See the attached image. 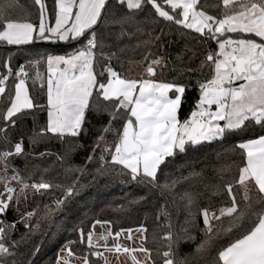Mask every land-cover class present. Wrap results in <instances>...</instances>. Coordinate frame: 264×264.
Returning a JSON list of instances; mask_svg holds the SVG:
<instances>
[{"label":"snow or ice","instance_id":"6c2138e0","mask_svg":"<svg viewBox=\"0 0 264 264\" xmlns=\"http://www.w3.org/2000/svg\"><path fill=\"white\" fill-rule=\"evenodd\" d=\"M34 4L39 6L38 24L9 18L0 8V42L16 46L63 42L69 48L62 54L37 53L26 62L32 71L25 64L14 68L11 56L0 64V98L6 95L8 100L0 110V264H35L33 259H20L18 251L21 242H27L29 234L39 228V218L32 223L37 210L21 207L30 196L60 189L55 206L45 205L47 217L62 211L79 194L75 182L62 186L42 177L26 179L13 163L21 159L27 170V158H37L33 148L46 138L59 140L67 154L85 149L87 162L98 160V175L127 177V182L143 186L148 193L172 195L173 203L178 184L203 178V169L194 167L179 177L166 172L177 155L230 142L224 152L236 157L216 169V182L180 194L184 219L178 233L173 231L171 213L160 207L156 219L159 222L163 217L164 223L159 225L163 234L161 246L155 249L157 258L145 246L143 225L113 230L111 221L93 219L87 229L82 223L73 224L71 231L78 239L67 240L59 248L55 264H112L113 259L116 264H189L187 256L178 258V252L180 243L196 241L192 230L202 234L190 254L197 261L264 264V0H219L214 5L217 14H210L201 0H53L51 10L42 0ZM159 24L169 31L174 27L181 35H195L197 44L203 46L195 67L189 66L195 53L188 61L177 56L174 62L167 54L151 52L153 45L163 49L162 38L169 34L165 28L155 34ZM113 25L120 26L121 36L130 35L124 31L128 25L147 37L135 45L145 49L142 60H129L127 69L117 52L105 51L104 31ZM136 64L143 69L141 73L134 74ZM41 66L46 72L40 71ZM10 78H14L11 90ZM30 78L34 88L39 85L37 95L45 103L30 95ZM189 91H195L196 97L181 118ZM38 111L46 112L39 130ZM28 117L33 118V129L27 144L23 133L13 140L12 133ZM93 120L99 125L95 131L90 127ZM249 129L253 135L244 136ZM89 134L93 139L86 148L78 141ZM50 155L40 152L39 158ZM65 158L56 156L61 164ZM213 197L218 199L213 202ZM143 199L146 196L128 203ZM119 209L124 210V205ZM9 212L15 214L11 221L7 220ZM18 224L25 229L19 240L13 238ZM39 250L36 246L30 256Z\"/></svg>","mask_w":264,"mask_h":264},{"label":"trees","instance_id":"16d2710c","mask_svg":"<svg viewBox=\"0 0 264 264\" xmlns=\"http://www.w3.org/2000/svg\"><path fill=\"white\" fill-rule=\"evenodd\" d=\"M43 3L47 5L49 10L53 6V0H43ZM201 3L206 4L208 7L206 10L210 14H217L219 9L214 5L219 4V0H201ZM11 5V6H9ZM16 5H19L17 7ZM0 8H3L6 15L12 19H28L30 22L38 24L39 6L34 4V0H0ZM119 15V12H118ZM148 26L146 25L145 28ZM160 28H165V32L169 34L162 38L163 49L153 45L151 52L156 55L167 54V59L174 62L177 56H180L183 61H188L189 56H193L191 61V67H195L199 63L200 54L203 51V46L198 45L195 39V35H189L185 32L183 35L178 34L174 27L171 31L164 24L155 26V34L159 35ZM124 31L130 35L121 36L120 26L113 25L104 31L103 39L106 47L105 51L117 52L120 60L124 62V68L129 67L128 61H141L142 56L145 53V49L142 47H135L141 40L147 39L145 35L135 32L134 27L124 25ZM171 41V43H169ZM161 42H157V45ZM187 48L190 49L186 51ZM68 45L61 43L53 44L51 42L36 41L31 44L25 45H7L0 42V64L3 63L5 58L11 56V64L14 68L19 67L20 64H25L26 70L32 71L27 65V61L36 58L37 53L52 52L62 54L67 51ZM123 48L124 51L120 52L119 49ZM178 63V62H177ZM113 64L119 67L118 61L113 60ZM171 67V66H170ZM3 70L0 69V72ZM41 72H46V69L41 66ZM134 74L141 73L143 69L136 64L134 66ZM166 75L171 78V73ZM13 79L10 78L7 82L9 90L13 88ZM29 93L34 97L36 102L45 103V99L42 95H37L39 91V85L33 87L31 78L27 81ZM196 97L195 91H189L187 98L182 105L180 112L181 118H183ZM8 100L5 95L4 98H0V110L7 106ZM102 120H106L107 117H101ZM46 122V112L38 111L36 113V128ZM96 120H93V131L98 127ZM33 129V118L28 117L20 127L12 133L13 140L18 139L19 135L23 133L25 135V144H27V135L31 133ZM259 132V128L256 129ZM244 136H252L253 132L249 129L248 132L243 134ZM92 135L89 134L86 137H81L78 143H83L86 148L92 143ZM238 139V138H233ZM69 143H72L69 141ZM230 142H226L224 145L219 143H213L203 148H197L196 150L189 151L186 154H179L172 160L166 172L173 176L179 177L181 175H187L191 168H195L197 171L203 169V178L194 179L178 184L174 192L175 203H173L172 195H160L158 192L148 193L143 186H137L135 184L127 182V177L111 175H98L96 169L99 166L98 160L94 163L86 161V150L77 149L70 154L65 153L62 148L61 142L56 139H45L43 142L35 145L33 152L36 157H28V168L24 169V161L16 159L13 163L21 169V174L26 179L31 177L32 180H39L41 177L53 183L62 186H70L74 182L80 189L79 194L75 195L70 202H68L65 208L57 210L44 217L45 205L54 207V200L61 196V191L58 188H53L46 195L30 196L26 205L21 207H27L28 210L36 209L37 217L33 219L32 223L35 224L39 218V228L29 234L27 242H21L19 253L20 259H33L35 264H55V258L59 248L67 240L78 239L77 235L71 231L73 224H81L87 229L93 219L109 220L112 222L113 230L120 228H132L136 229L143 225L146 229V244L145 246L153 249V258L155 256V249L161 246L162 230L159 225L164 223L163 217L158 222L156 219L157 212L163 205L166 210L171 213V219L173 223L174 233H178L181 228V224L184 219L183 204L184 201L180 200V194L185 191H200L203 189V185L208 182H216L218 173L217 168L222 165H227L236 159L232 154L225 153L224 148L229 147ZM27 150V149H26ZM40 152H50L53 155L39 158ZM217 153H220L219 159ZM57 155H65V161L63 164L56 160ZM171 159V158H170ZM72 167L74 170L66 172L65 169ZM48 169L47 171H44ZM75 169H82L75 170ZM235 168L233 167V171ZM227 175V173H225ZM124 181V182H122ZM163 182V178H161ZM83 186V187H80ZM146 196V199L139 200L135 204H129V201L137 200L139 197ZM218 198L213 197V202ZM201 203H205L202 199ZM124 205V210H120L119 206ZM179 208V215H177V209ZM15 217L12 212L8 213L7 220L11 221ZM200 227H203L202 219L198 221ZM18 231L13 233V238L19 240L20 234L25 232L22 224L17 225ZM99 226H97V229ZM192 235L196 236L195 242H182L179 245L178 258H184L187 256L189 264H205V261H197L194 254L196 244L199 243L202 234L199 230H192ZM139 243V241H137ZM36 246H39V252L34 256H30ZM74 248H79V245H74Z\"/></svg>","mask_w":264,"mask_h":264},{"label":"rangeland","instance_id":"374dc122","mask_svg":"<svg viewBox=\"0 0 264 264\" xmlns=\"http://www.w3.org/2000/svg\"><path fill=\"white\" fill-rule=\"evenodd\" d=\"M42 2H43V0H42ZM97 230H99V228H98ZM128 243L131 244V242H128ZM106 255H107V254H106ZM120 259H121V261H123V260H124V257L121 256ZM112 264H116V262H115L114 259L112 260Z\"/></svg>","mask_w":264,"mask_h":264}]
</instances>
